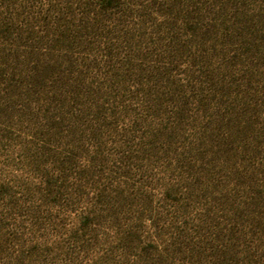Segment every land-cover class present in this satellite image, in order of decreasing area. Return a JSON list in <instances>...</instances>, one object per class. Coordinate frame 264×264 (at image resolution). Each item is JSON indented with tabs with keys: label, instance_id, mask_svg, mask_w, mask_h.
<instances>
[{
	"label": "rangeland",
	"instance_id": "rangeland-1",
	"mask_svg": "<svg viewBox=\"0 0 264 264\" xmlns=\"http://www.w3.org/2000/svg\"><path fill=\"white\" fill-rule=\"evenodd\" d=\"M0 264H264V0H0Z\"/></svg>",
	"mask_w": 264,
	"mask_h": 264
}]
</instances>
